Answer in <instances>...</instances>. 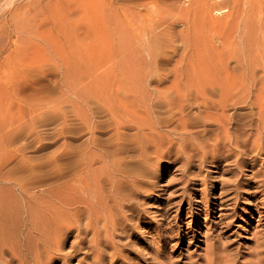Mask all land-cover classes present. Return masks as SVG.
Returning a JSON list of instances; mask_svg holds the SVG:
<instances>
[{
  "label": "bare ground",
  "instance_id": "6f19581e",
  "mask_svg": "<svg viewBox=\"0 0 264 264\" xmlns=\"http://www.w3.org/2000/svg\"><path fill=\"white\" fill-rule=\"evenodd\" d=\"M155 1L160 0H129L143 17ZM189 2L178 7L186 27L176 33L195 51L176 57L170 72L141 67L90 75L85 87L74 90L82 124L62 130L70 138H26L14 148L5 139L0 264H72L77 257L78 264H264V232H256L249 260L230 249L225 230L217 232L243 198H252L255 209L241 221L264 217V40L251 41L248 29L235 23H215L220 43L208 54L209 38L204 35L202 48L197 38L213 4ZM238 34L242 48L229 47ZM144 43L154 60L155 40L149 35ZM97 107L108 120H97ZM155 193L161 218L145 221ZM203 220L209 226L204 252L191 254L190 261L174 258L172 249L194 237L180 228Z\"/></svg>",
  "mask_w": 264,
  "mask_h": 264
},
{
  "label": "rangeland",
  "instance_id": "374dc122",
  "mask_svg": "<svg viewBox=\"0 0 264 264\" xmlns=\"http://www.w3.org/2000/svg\"><path fill=\"white\" fill-rule=\"evenodd\" d=\"M180 1H155L147 6V17H143L142 13L138 12L139 8L131 5L129 0H0V157L6 149L5 139L11 138L14 142L9 140L8 143L14 148L20 146L24 140L36 137L47 141L70 138L72 133H63L62 130L82 124L76 119L74 112V90L75 87H85L90 81V75L131 73L141 70V67L167 73L174 68L176 57L183 56L186 51V55L190 51L193 54V43L185 42L181 34L178 36L176 33L186 27L182 20L183 13L179 9L183 2L185 5L190 3V0ZM202 1L208 5L213 4L214 15H208V18L211 16L209 20L205 18L206 24L211 21L209 26L212 27L207 25L205 28L206 24L201 23L203 30H199L201 32L197 38L200 47V43L204 45V41L209 38L206 44L211 43L212 46H206L205 52L210 54L212 48L220 43L213 30L215 23V27L222 28L232 27L231 22L235 23L234 26H240L242 30L248 29V39L263 42L264 0ZM194 7H191V11ZM126 17L129 23L126 22ZM213 19L216 20L212 22ZM148 29L152 32L148 33ZM148 34L155 40L153 45L156 47V55L155 61L152 60L154 62L144 47V42L149 38ZM243 42L238 34L236 38H231L228 46L239 49L244 45ZM82 106L86 107V104L82 102ZM98 108L97 120H108L109 116ZM54 148L55 144L44 151L48 152ZM29 152L34 153L33 150ZM206 168L211 167L207 165ZM164 169H167V166ZM174 169L178 172L179 165ZM168 179V173H163L162 180L166 182ZM156 194L150 196L149 204L152 205L145 221L161 218L157 211L160 202L155 199ZM254 202L250 197L243 198L236 214L227 217L217 231L222 229L230 235V249L238 252L241 260H249L252 257L255 234L264 232V217L254 215L240 220L243 215L255 209ZM185 206L186 214L188 205ZM174 214L175 211L171 216ZM233 218L239 220L232 223V227H227L226 224L233 222ZM194 219L198 217L195 216ZM185 227L180 228L183 229L182 232H185L186 236L192 234L194 237L172 249L174 258L182 262L189 260L191 254L204 252L205 232L209 228L204 220L200 224L191 222L190 229L188 225ZM147 238L148 236H141L140 240L147 242ZM137 250H143L139 244L135 246V251ZM130 253L125 250L124 255L131 262H136L134 255L131 253L130 257ZM78 262L79 257L75 258L72 264Z\"/></svg>",
  "mask_w": 264,
  "mask_h": 264
}]
</instances>
